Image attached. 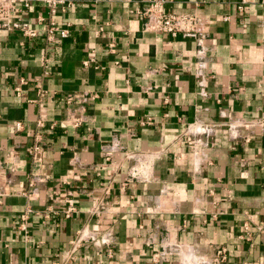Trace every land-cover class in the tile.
<instances>
[{"label":"crops","instance_id":"obj_1","mask_svg":"<svg viewBox=\"0 0 264 264\" xmlns=\"http://www.w3.org/2000/svg\"><path fill=\"white\" fill-rule=\"evenodd\" d=\"M149 1L66 0L56 41L0 28V264H264V126L228 129L264 116V0H164L201 19L177 36Z\"/></svg>","mask_w":264,"mask_h":264},{"label":"built area","instance_id":"obj_2","mask_svg":"<svg viewBox=\"0 0 264 264\" xmlns=\"http://www.w3.org/2000/svg\"><path fill=\"white\" fill-rule=\"evenodd\" d=\"M43 3L47 9V15L39 14L36 17V23L43 25V29L32 25L29 18H26L23 14L32 7L33 3ZM66 0H0V28L5 30H16L22 33L26 38H33L40 34H45L49 41H56L58 38L68 37L70 34L69 28L60 26L56 21V14L60 5L65 3ZM164 0H150L148 6L144 10H139L138 13L143 14L147 17L145 24L146 29L166 32L172 36H177L179 33L187 35H195L197 32L198 25L200 24V17L195 14H176L168 12L164 7ZM110 50L114 51V44L110 45ZM88 60L85 63L88 64ZM20 91V88H17ZM40 97L46 95V91L39 88ZM39 124H43V120L38 121ZM80 121L75 122V125H79ZM20 126V123L18 124ZM201 131L204 134H210L213 131L215 125H202ZM264 126V116L255 121H245L244 119H235L232 124L228 126V129L232 130V133L238 138V129L244 128L248 131L245 139L249 140L250 135L253 133L256 127ZM189 133L192 129H188ZM191 141V136L188 137ZM30 152L34 159L41 158V148L35 145L30 149ZM134 156V155H132ZM142 171H139L137 165H134L130 172L129 178L136 179L141 176ZM74 208H69L66 212L67 216ZM30 211V210H29ZM27 214L22 215V219L25 220ZM249 231V227H245ZM25 229V227H24ZM243 236V235H242ZM241 236V237H242ZM246 239L250 238V235L243 236ZM76 245L73 246L74 251ZM166 253H157L153 256L156 262H162L166 259ZM228 262V248L225 245H220L216 248L214 256L201 264H227Z\"/></svg>","mask_w":264,"mask_h":264},{"label":"bare ground","instance_id":"obj_3","mask_svg":"<svg viewBox=\"0 0 264 264\" xmlns=\"http://www.w3.org/2000/svg\"><path fill=\"white\" fill-rule=\"evenodd\" d=\"M192 130H195V128L193 127V128H191ZM137 167L139 168V171H140V169H141V165L140 164H138L137 165Z\"/></svg>","mask_w":264,"mask_h":264}]
</instances>
